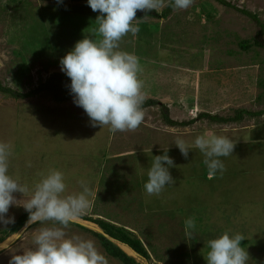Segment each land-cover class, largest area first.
Masks as SVG:
<instances>
[{
    "label": "rangeland",
    "instance_id": "obj_1",
    "mask_svg": "<svg viewBox=\"0 0 264 264\" xmlns=\"http://www.w3.org/2000/svg\"><path fill=\"white\" fill-rule=\"evenodd\" d=\"M225 1L231 6L193 0L187 9H172L162 17L169 6L165 0L152 10L157 16H135L139 32L122 36L116 50L138 58L143 103H157L141 108L143 120L133 131L90 126L72 98L57 102L46 92L29 98L0 92V142L11 146L9 175L31 189L42 173L59 170L66 195L80 192L83 181L90 206L82 216L133 231L150 254L149 260L133 256L142 264H206L207 241L226 231L245 237L241 246L248 264H264V211H258L264 210V117L243 114L247 123L255 122L252 130L197 117L202 111L234 117L240 110L264 109V0ZM243 10L256 14L259 22ZM98 15L86 0H0V81L26 93L53 73H63L59 59L76 41L101 39ZM223 101L230 105L224 112L219 110ZM165 112L174 121L193 123L170 126ZM203 134L235 144L231 155L220 157L224 171L211 178L198 149L192 147L186 159L174 145L177 139L193 145ZM166 148L173 160V183L149 196L144 189L147 170L153 156ZM13 195L19 203L27 198V193ZM24 212L10 207L7 215L15 221ZM188 217L195 222L190 235L183 223ZM79 221L99 227L81 217L74 223ZM9 224H0V237ZM88 225L86 230L70 223L65 232L92 240L108 264H121ZM53 226L59 225L27 223L8 235L0 242V264L33 247L41 227Z\"/></svg>",
    "mask_w": 264,
    "mask_h": 264
},
{
    "label": "clouds",
    "instance_id": "obj_2",
    "mask_svg": "<svg viewBox=\"0 0 264 264\" xmlns=\"http://www.w3.org/2000/svg\"><path fill=\"white\" fill-rule=\"evenodd\" d=\"M62 2L56 0L57 4ZM192 2L168 0L173 10L187 9ZM164 3L165 0H86L91 10L99 13L96 31L101 39L96 42L84 36L76 41L59 59V66L70 80L67 87L74 105L83 109L90 126H108L110 131L124 132L133 131L141 124L144 114L140 106L145 97L137 78L138 58L116 49L126 33L139 32V27L133 23L137 10L156 12ZM174 145L186 159L192 147L198 149L211 178L224 171L220 157L231 155L235 144L224 136L203 134L194 139L193 145H186L182 139H177ZM167 152L168 148L163 149V154L153 156L147 170L144 189L149 196L159 195L173 183L169 172L173 160ZM10 155L11 146L0 142V224L14 222V217L7 215L10 207H22L28 214L29 224L53 222L59 226L41 227L33 236V247L21 254H12L8 264H108L92 240L68 236L65 232L90 206L87 185L81 181L80 192L66 195L63 173L49 169L29 189L9 175ZM17 192L23 197L27 193L23 203L13 195ZM183 223L185 234L190 235L195 227L194 219L188 217ZM244 239L239 233L229 235L227 231L209 239L204 256L206 264H248L249 255L241 246Z\"/></svg>",
    "mask_w": 264,
    "mask_h": 264
},
{
    "label": "trees",
    "instance_id": "obj_3",
    "mask_svg": "<svg viewBox=\"0 0 264 264\" xmlns=\"http://www.w3.org/2000/svg\"><path fill=\"white\" fill-rule=\"evenodd\" d=\"M222 4L229 5L231 4L225 0H218ZM172 10V7L168 6L162 13V17H167V15L170 13ZM244 13L250 15L252 18L257 20L259 22V19L256 14H252L249 11L243 10ZM157 16V14L154 11H147L143 12L142 14H137L136 16L139 18H143L146 16ZM261 27L263 28V25L261 24ZM70 84L69 78L64 74V73H53L47 80L45 81H40L39 85L36 87V89L28 91L26 93H22L19 91H16L12 87L4 85L0 81V92L11 96L13 98H29L32 96H36L37 94H40L42 92H46L51 95V97L57 101V102H65L68 101L72 98V96L69 94L68 90V85ZM157 103L156 101L150 100L148 102L142 103L140 106L141 108H144L148 105H153ZM247 113L248 115H253V116H260L262 115L263 111H258V112H251V111H243L240 110L238 111V114L234 117H226L222 118L219 116H211L208 114H200V116L208 117L212 121H218V122H229L231 120H240L243 117V114ZM164 120L165 122L170 125V126H176V125H184L185 123H179L174 120H172L168 113L165 112L164 114ZM81 219L91 221L95 224H97L105 234L110 236L112 239H114L116 242H120L121 244L131 248L138 257L144 259V260H149L150 259V254L145 247L143 241L141 238H139L133 231L128 229L127 227L124 226H118L110 221L103 220V219H93L92 217L88 216H80ZM28 214L26 212L22 213L21 215L18 216V218L10 223L8 227L3 230L2 236L0 237V242H2L8 235L10 234H15L18 233L28 222ZM75 225H78L79 227L87 229L85 226L80 225L78 223H73ZM93 232L95 236H97L108 253L112 258L116 259L119 261L121 264H142L141 262L137 261V259L129 254H127L121 247L116 244L115 241L110 240L107 238L104 234Z\"/></svg>",
    "mask_w": 264,
    "mask_h": 264
},
{
    "label": "crops",
    "instance_id": "obj_4",
    "mask_svg": "<svg viewBox=\"0 0 264 264\" xmlns=\"http://www.w3.org/2000/svg\"><path fill=\"white\" fill-rule=\"evenodd\" d=\"M228 103H227V101H223V105H225V106H219L220 107V109L219 110H222V112H224L226 109H227V107H229L230 105H227ZM238 104V103H237ZM237 104H232V106L233 107H236V106H241V105H237ZM192 107H194V106H192ZM258 111H263V113H262V115H260V116H262V117H264V109H260V110H258ZM258 111H254V112H258ZM203 113H205V114H208V115H211V116H215L216 114L215 113H211V112H206V111H202V113H199V114H203ZM216 116H219V117H222V118H226L225 117V115H216ZM249 117H252V119H254L253 117H258V116H253V115H248ZM197 117H199V119L200 118H204V119H209L208 117H202V116H197ZM245 120L246 119H243V117L240 119V120H236V121H234V120H231V121H229V122H218V121H215V122H218V123H222L223 125H225V124H229V123H231V122H233V123H235V124H237V126H234L233 128H230V129H235V130H252V129H255L256 127V125H255V122H252L251 121V123H247V120H246V122H245ZM209 121H212V120H210L209 119ZM240 121V122H239ZM177 122V121H176ZM179 122V121H178ZM193 123V121H190V122H187V123H185L184 125H188V124H190V123ZM212 122H214V121H212ZM239 122V123H238ZM244 122V124H242ZM262 122H264V120L262 121ZM180 123V122H179ZM180 125H182V124H180ZM221 129H227V128H221ZM230 129H227V130H230ZM188 132H192V131H186V132H180L181 134H187ZM234 137H236V136H234ZM261 204H264V201L261 203ZM255 206V205H254ZM258 211H264L263 209H262V207H258ZM120 245H123V244H120ZM125 246V245H124ZM127 247V246H126Z\"/></svg>",
    "mask_w": 264,
    "mask_h": 264
},
{
    "label": "water",
    "instance_id": "obj_5",
    "mask_svg": "<svg viewBox=\"0 0 264 264\" xmlns=\"http://www.w3.org/2000/svg\"><path fill=\"white\" fill-rule=\"evenodd\" d=\"M79 223L81 224V225H86V224H84V223H82V222H80L79 221ZM89 227H90V225H88ZM92 228H94L97 232H99V233H102V234H104L107 238H109L110 240H112V241H115L114 239H112L110 236H108L107 234H105L104 232H103V230L101 229V228H99V227H97V228H95V227H93V226H91ZM116 242V241H115ZM116 244H118L119 246H120V242H116ZM132 250V249H131ZM133 251V250H132ZM134 252V251H133ZM135 253V252H134ZM135 255H136V257H137V254L135 253ZM132 256V255H131Z\"/></svg>",
    "mask_w": 264,
    "mask_h": 264
},
{
    "label": "bare ground",
    "instance_id": "obj_6",
    "mask_svg": "<svg viewBox=\"0 0 264 264\" xmlns=\"http://www.w3.org/2000/svg\"><path fill=\"white\" fill-rule=\"evenodd\" d=\"M83 223V222H82ZM84 224H86V223H84ZM86 225H88V224H86ZM90 226H91V224H89ZM93 227H95V226H93ZM96 228V227H95ZM10 240V239H9ZM9 240H7V242L9 241ZM121 246V248L127 253V254H129V255H132V256H136L135 255V253L129 248V247H126V246H124V245H120Z\"/></svg>",
    "mask_w": 264,
    "mask_h": 264
}]
</instances>
